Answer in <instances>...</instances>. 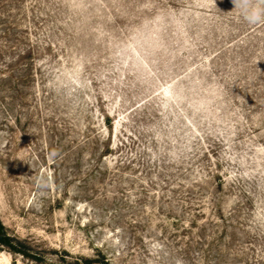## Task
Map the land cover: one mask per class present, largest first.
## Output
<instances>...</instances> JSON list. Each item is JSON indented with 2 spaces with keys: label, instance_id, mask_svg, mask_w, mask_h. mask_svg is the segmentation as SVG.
Wrapping results in <instances>:
<instances>
[{
  "label": "rangeland",
  "instance_id": "1",
  "mask_svg": "<svg viewBox=\"0 0 264 264\" xmlns=\"http://www.w3.org/2000/svg\"><path fill=\"white\" fill-rule=\"evenodd\" d=\"M0 221V264H264V24L0 0Z\"/></svg>",
  "mask_w": 264,
  "mask_h": 264
},
{
  "label": "clouds",
  "instance_id": "2",
  "mask_svg": "<svg viewBox=\"0 0 264 264\" xmlns=\"http://www.w3.org/2000/svg\"><path fill=\"white\" fill-rule=\"evenodd\" d=\"M234 10L249 25L264 24V0H233Z\"/></svg>",
  "mask_w": 264,
  "mask_h": 264
},
{
  "label": "trees",
  "instance_id": "3",
  "mask_svg": "<svg viewBox=\"0 0 264 264\" xmlns=\"http://www.w3.org/2000/svg\"><path fill=\"white\" fill-rule=\"evenodd\" d=\"M0 244L8 246L14 252H21L24 255L28 254L25 251V249L22 247V243H20L19 241H15V239L5 231V227L1 221H0Z\"/></svg>",
  "mask_w": 264,
  "mask_h": 264
}]
</instances>
